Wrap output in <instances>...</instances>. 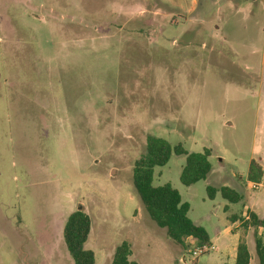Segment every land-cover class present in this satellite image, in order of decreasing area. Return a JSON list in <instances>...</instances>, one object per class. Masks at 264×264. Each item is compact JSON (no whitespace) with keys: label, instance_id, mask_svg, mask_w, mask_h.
Segmentation results:
<instances>
[{"label":"rangeland","instance_id":"rangeland-1","mask_svg":"<svg viewBox=\"0 0 264 264\" xmlns=\"http://www.w3.org/2000/svg\"><path fill=\"white\" fill-rule=\"evenodd\" d=\"M149 135L212 150L205 180L183 185L173 153L153 182L190 204L211 238L202 252L172 241L135 192ZM252 163L264 173V0H0V264H74L63 230L78 210L95 264L124 241L140 264H235L245 241L258 264ZM208 186L243 199L211 200Z\"/></svg>","mask_w":264,"mask_h":264},{"label":"trees","instance_id":"trees-1","mask_svg":"<svg viewBox=\"0 0 264 264\" xmlns=\"http://www.w3.org/2000/svg\"><path fill=\"white\" fill-rule=\"evenodd\" d=\"M186 156V163L182 169L180 180L183 185L191 186L205 180L212 170L210 157L212 150L205 148L202 152L189 153L181 144L175 147L168 140L149 135L146 140L145 153L135 162L133 167V186L142 205L156 224L166 230L167 236L177 244L185 246L187 241H193L200 248L210 247L211 238L207 229L193 222L189 216L190 204L183 201L180 192L171 184L155 186L154 176L157 167L165 166L172 154ZM264 177L263 169L256 163L250 166L248 180L261 183ZM209 199L213 200L219 193L231 204H237L243 196L236 189L229 186L215 188L208 186ZM227 210V206L225 207ZM233 223L237 216L229 218ZM248 228L251 225L264 227V218L259 219L251 213L248 220H244ZM91 218L83 210L69 215L63 230V239L74 264H95V253L86 248L91 232ZM256 252L258 264H264V240L256 238ZM131 245L124 241L116 249L112 264H140L131 259ZM251 253L245 241L237 246L235 264H250Z\"/></svg>","mask_w":264,"mask_h":264},{"label":"crops","instance_id":"crops-1","mask_svg":"<svg viewBox=\"0 0 264 264\" xmlns=\"http://www.w3.org/2000/svg\"><path fill=\"white\" fill-rule=\"evenodd\" d=\"M234 189H235V188H234ZM236 190H237V189H236ZM237 191H238V190H237ZM238 192H239V191H238ZM218 194H219V193H218ZM218 194H217V195H218ZM226 205H227L228 207H230V204L226 203ZM226 205H225V206H226ZM251 210H252V209H251ZM255 213H256V212H255ZM256 215H259V214L256 213ZM233 224H235V223H233Z\"/></svg>","mask_w":264,"mask_h":264},{"label":"built area","instance_id":"built-area-1","mask_svg":"<svg viewBox=\"0 0 264 264\" xmlns=\"http://www.w3.org/2000/svg\"><path fill=\"white\" fill-rule=\"evenodd\" d=\"M204 248H206V247H204ZM197 249L200 251V252H202L203 250V248H200V247H197Z\"/></svg>","mask_w":264,"mask_h":264},{"label":"water","instance_id":"water-1","mask_svg":"<svg viewBox=\"0 0 264 264\" xmlns=\"http://www.w3.org/2000/svg\"><path fill=\"white\" fill-rule=\"evenodd\" d=\"M81 208V207H80Z\"/></svg>","mask_w":264,"mask_h":264}]
</instances>
